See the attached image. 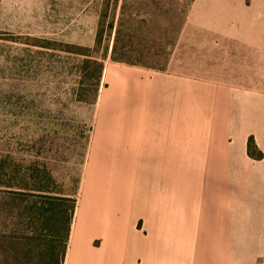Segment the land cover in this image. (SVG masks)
<instances>
[{
	"label": "crops",
	"instance_id": "crops-1",
	"mask_svg": "<svg viewBox=\"0 0 264 264\" xmlns=\"http://www.w3.org/2000/svg\"><path fill=\"white\" fill-rule=\"evenodd\" d=\"M244 1L188 18L194 44L241 46L233 70L107 67L63 264H264V0Z\"/></svg>",
	"mask_w": 264,
	"mask_h": 264
},
{
	"label": "rangeland",
	"instance_id": "rangeland-1",
	"mask_svg": "<svg viewBox=\"0 0 264 264\" xmlns=\"http://www.w3.org/2000/svg\"><path fill=\"white\" fill-rule=\"evenodd\" d=\"M193 1L0 0V37L23 42L0 39V155L44 165L57 187L77 198L107 67L210 75L233 70L240 58L247 63L240 45L226 42L220 45L225 50L213 52L192 42ZM100 20L114 26L110 38L105 34L96 45ZM116 29L115 56L122 61L110 56ZM73 45L92 48L103 61L95 96L82 56L63 51L75 50ZM240 71L255 81L253 71ZM8 262V256L1 261Z\"/></svg>",
	"mask_w": 264,
	"mask_h": 264
},
{
	"label": "trees",
	"instance_id": "trees-1",
	"mask_svg": "<svg viewBox=\"0 0 264 264\" xmlns=\"http://www.w3.org/2000/svg\"><path fill=\"white\" fill-rule=\"evenodd\" d=\"M113 26V21L106 26L102 20L99 21L96 45L101 44L105 34L110 38ZM117 38L118 29L115 30L110 56L114 61H122L115 56ZM0 39L23 43L12 38ZM66 46L70 48L72 45L66 43ZM73 46L75 50L63 51L82 56L79 62L91 78L95 96L104 68L103 61L92 53V48ZM246 150L253 158L263 156L252 136L247 138ZM76 199L57 187V182L44 165L27 164L10 154L0 155V226L4 228L0 230V264L7 256L10 262L6 264H63Z\"/></svg>",
	"mask_w": 264,
	"mask_h": 264
}]
</instances>
